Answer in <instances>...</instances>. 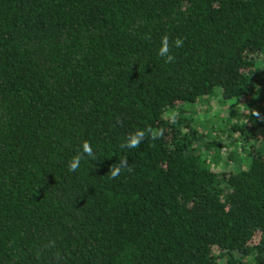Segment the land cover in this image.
<instances>
[{
  "label": "trees",
  "instance_id": "16d2710c",
  "mask_svg": "<svg viewBox=\"0 0 264 264\" xmlns=\"http://www.w3.org/2000/svg\"><path fill=\"white\" fill-rule=\"evenodd\" d=\"M263 108L264 0H0V264H264Z\"/></svg>",
  "mask_w": 264,
  "mask_h": 264
},
{
  "label": "rangeland",
  "instance_id": "374dc122",
  "mask_svg": "<svg viewBox=\"0 0 264 264\" xmlns=\"http://www.w3.org/2000/svg\"><path fill=\"white\" fill-rule=\"evenodd\" d=\"M254 77V76H253ZM263 78L262 74L255 75L254 82L259 83L261 82V79ZM257 95V94H256ZM255 94H252L250 96H247L248 103L253 101V96H256ZM262 94L259 93V96ZM210 105V106H209ZM229 105V106H228ZM187 109V112H192L193 119L195 121V124H199L200 127V133L201 136L202 131H205V129H210L211 127H219L220 130L209 132L207 134V137L212 139L215 137L216 140H218L220 143H222V146L224 150L220 154H215V159L221 161L222 159L227 157V152L230 149L231 143L234 141V136L229 131L226 130L228 127L227 123L230 118H234L235 120L240 118L242 115V108L234 106L233 103L230 104H223L220 105L218 101L213 99L211 102L206 99H198L196 102L191 103L185 107ZM261 109V105H256L252 107L253 113H258V109ZM264 109V108H263ZM252 113L251 118L253 121L256 120V115ZM180 109L174 108L170 110L166 116L168 119H173L177 115H180ZM192 119V120H193ZM264 119V118H263ZM213 127V128H215ZM244 152H246V149H244ZM243 153L242 151H238V148H235V155H241Z\"/></svg>",
  "mask_w": 264,
  "mask_h": 264
},
{
  "label": "clouds",
  "instance_id": "9594fccd",
  "mask_svg": "<svg viewBox=\"0 0 264 264\" xmlns=\"http://www.w3.org/2000/svg\"><path fill=\"white\" fill-rule=\"evenodd\" d=\"M173 46L176 48L183 46V40L180 38H176L173 42ZM171 53V46L169 42V36L164 35L161 38V47L159 49V55L161 57H166L165 62L170 63L172 62L175 57L170 54ZM256 116H259V113H253ZM146 135H151L152 139H156L159 136L163 135V130H153L152 128H147L146 130H137L131 134L128 135L127 139L124 143L120 145L121 148H138L141 142L145 139ZM85 156L90 157L92 159H96L94 149L91 145V143L88 140H85L82 144V150L78 152L76 155H74L71 159V162L69 164V171L76 172L81 164V161L85 158ZM127 168L130 169V166L127 162V157L120 160L117 164H113L110 167L109 175L110 178L116 179L120 176V173L123 169Z\"/></svg>",
  "mask_w": 264,
  "mask_h": 264
}]
</instances>
